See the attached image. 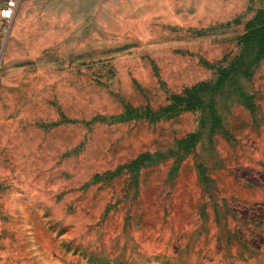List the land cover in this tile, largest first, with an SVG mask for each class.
I'll return each mask as SVG.
<instances>
[{"label":"rangeland","instance_id":"374dc122","mask_svg":"<svg viewBox=\"0 0 264 264\" xmlns=\"http://www.w3.org/2000/svg\"><path fill=\"white\" fill-rule=\"evenodd\" d=\"M263 9L18 0L15 33L0 27V264H264V61L241 80L256 112L220 100L214 135L201 112L118 120L215 81ZM200 130L182 157L177 141ZM170 151L138 181L108 176Z\"/></svg>","mask_w":264,"mask_h":264},{"label":"trees","instance_id":"16d2710c","mask_svg":"<svg viewBox=\"0 0 264 264\" xmlns=\"http://www.w3.org/2000/svg\"><path fill=\"white\" fill-rule=\"evenodd\" d=\"M239 43L241 45L240 54L230 65L218 68V77L215 81L201 82L186 88L181 93L170 95L167 106L159 111H154L150 107H128L118 120L127 122L134 118H145L155 123L172 119L185 112H201V129H207L210 135H214L222 129L223 121L218 110L220 100L228 103L236 99L254 114L256 112L254 97L244 89L241 80L250 79L254 70L264 61V9L247 23L245 33L239 37ZM202 137L203 132L200 130L178 140L177 147L182 157L195 150ZM174 155L173 151L167 155L159 152L143 153L130 163L118 167L108 176L113 179L126 171L134 174L138 181L141 169L158 164ZM100 180L102 177L98 175L96 182Z\"/></svg>","mask_w":264,"mask_h":264},{"label":"built area","instance_id":"2783aa9c","mask_svg":"<svg viewBox=\"0 0 264 264\" xmlns=\"http://www.w3.org/2000/svg\"><path fill=\"white\" fill-rule=\"evenodd\" d=\"M18 0H7L3 7L0 9V17L3 20H12L16 14ZM1 66V59H0Z\"/></svg>","mask_w":264,"mask_h":264},{"label":"crops","instance_id":"0c3cea01","mask_svg":"<svg viewBox=\"0 0 264 264\" xmlns=\"http://www.w3.org/2000/svg\"><path fill=\"white\" fill-rule=\"evenodd\" d=\"M7 0H0V9L3 7V5L6 3ZM17 14V12H16ZM15 14V17H14V20H3L1 17H0V27L4 26V25H13V32L15 33V30L18 26L17 22L19 21L18 20V15L16 16ZM12 21V22H11Z\"/></svg>","mask_w":264,"mask_h":264}]
</instances>
